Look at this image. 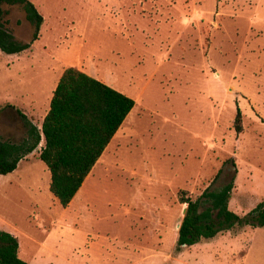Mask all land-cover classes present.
<instances>
[{"label":"rangeland","instance_id":"obj_1","mask_svg":"<svg viewBox=\"0 0 264 264\" xmlns=\"http://www.w3.org/2000/svg\"><path fill=\"white\" fill-rule=\"evenodd\" d=\"M32 1L44 16L39 39L20 53L0 49V137H26L18 109L41 125L67 66L88 67L136 105L70 206L50 191L43 142L0 174V229L18 238L19 256L30 264H264V226L235 225L177 248L182 189L198 199L233 182L229 208L240 216L264 200V0ZM7 18L17 41L31 40L20 8Z\"/></svg>","mask_w":264,"mask_h":264},{"label":"trees","instance_id":"obj_2","mask_svg":"<svg viewBox=\"0 0 264 264\" xmlns=\"http://www.w3.org/2000/svg\"><path fill=\"white\" fill-rule=\"evenodd\" d=\"M12 7L20 8L33 26L28 42L17 41L9 27L7 15ZM43 23L44 16L32 0H0V49L16 54L30 48L39 39ZM135 105L132 97L104 81L77 67H66L41 127L18 109L27 128L26 137L21 142L0 137V174L14 171L44 137L39 156L50 171L49 188L60 204L67 207ZM234 127L237 133L243 130L240 108ZM231 162L234 164L232 158ZM232 189L233 182L215 189L209 186L198 199L190 197L186 189L180 191L179 199L187 207L178 231L179 250L184 245L212 239L235 225L264 226V200L247 215L240 216L229 208ZM0 264H30L19 256L18 238L3 229H0Z\"/></svg>","mask_w":264,"mask_h":264},{"label":"crops","instance_id":"obj_3","mask_svg":"<svg viewBox=\"0 0 264 264\" xmlns=\"http://www.w3.org/2000/svg\"><path fill=\"white\" fill-rule=\"evenodd\" d=\"M68 67V66H67ZM66 68V67H65ZM64 68V69H65ZM64 69H63V71H64ZM79 69H81L82 71H84V72H86L87 74H89V75H91V76H93V77H95V78H97V79H100V77H98V75H96L95 74V72H93L92 70H89L88 69V67H83V68H79ZM63 71L60 73V74H58L57 75V77L55 78V81H54V86H53V88L51 89V91L49 92V94H48V96H47V101L44 103V107H43V109H42V114H43V118H42V121H41V125H42V122H43V120H44V117L46 116V114L48 113V111H49V109H50V102H51V99H52V96H53V93H54V90H55V88H56V86H57V84H58V81H59V79H60V77H61V75H62V73H63ZM101 80V79H100ZM102 81H104V80H102ZM104 82H106V81H104ZM109 85H111V84H109ZM112 87H114L113 85H111ZM135 108V107H134ZM134 108L131 110V112L129 113V115L132 113V111L134 110ZM34 110V109H33ZM128 115V116H129ZM128 116H127V118H128ZM126 118V119H127ZM126 119H125V121H126ZM124 121V122H125ZM41 125L39 126V127H41ZM117 134V133H116ZM115 134V135H116ZM114 138V137H113ZM113 140V139H112ZM111 140V141H112ZM41 142H43V144H41V148L44 146V144H45V139H44V137L42 138V141ZM111 143V142H110ZM110 143H109V145H110ZM108 145V146H109ZM107 146V147H108ZM107 149V148H106ZM105 149V150H106ZM41 151V150H40ZM40 151L38 152V154H40ZM105 152V151H104ZM103 152V153H104ZM31 154V153H30ZM29 155V154H28ZM28 155H26V157L28 156ZM103 155V154H102ZM100 159V158H99ZM99 161V160H98ZM97 161V162H98ZM51 178V177H50ZM82 188V187H81ZM81 188L79 189V191L77 192V194L74 196V198H73V200L71 201V203L68 205V206H70L72 203H74V201H79L78 199L79 198H77V197H79L78 195H79V192H80V190H81ZM67 206V207H68ZM217 237V236H216ZM216 237H214L215 239H216ZM219 243H221V242H217V244H219Z\"/></svg>","mask_w":264,"mask_h":264},{"label":"water","instance_id":"obj_4","mask_svg":"<svg viewBox=\"0 0 264 264\" xmlns=\"http://www.w3.org/2000/svg\"><path fill=\"white\" fill-rule=\"evenodd\" d=\"M185 212H186V208L184 209V215H185ZM181 224H179V227H180Z\"/></svg>","mask_w":264,"mask_h":264}]
</instances>
